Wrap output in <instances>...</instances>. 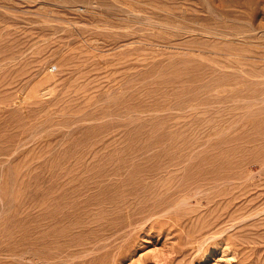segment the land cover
<instances>
[{
    "label": "rangeland",
    "instance_id": "1",
    "mask_svg": "<svg viewBox=\"0 0 264 264\" xmlns=\"http://www.w3.org/2000/svg\"><path fill=\"white\" fill-rule=\"evenodd\" d=\"M0 248L264 264V0H0Z\"/></svg>",
    "mask_w": 264,
    "mask_h": 264
},
{
    "label": "bare ground",
    "instance_id": "2",
    "mask_svg": "<svg viewBox=\"0 0 264 264\" xmlns=\"http://www.w3.org/2000/svg\"><path fill=\"white\" fill-rule=\"evenodd\" d=\"M173 166H174V165H173ZM175 166H176V165H175ZM158 171H159V170H158ZM163 171H164V170H163ZM172 171H176V169H175V170H172ZM177 171H178V169H177ZM177 171H176V172H177ZM160 172H161V171H160ZM165 172H169V171L166 170ZM195 172H196V171H195ZM157 173H158V172H157ZM173 173H174V172H173ZM173 173H172V174H173ZM209 173H210V172H209ZM152 174H153V173H152ZM166 174H167V173H166ZM178 174H180V172L177 173V174L174 173V175H178ZM174 175H171V178H172ZM192 175H195V174H192ZM159 177H160V180H161V178H163L162 182L164 181V179H166V178L161 177V176H159ZM176 177H177V176H176ZM176 177H174V178H176ZM196 178H197V177H196ZM214 178H215V177H214ZM229 178H231V177H229ZM187 179H188V178H187ZM231 179H232V178H231ZM160 180L158 181L159 183H160ZM166 180H167V179H166ZM189 180H190V179H189ZM154 182L158 183L157 180L154 181ZM168 182L170 183L169 180H168ZM195 182H196V181H195ZM212 182H214V181H212ZM152 183H153V182H152ZM164 183H165V182H164ZM164 183H163V187H164V185H165ZM173 183H174V182H173ZM185 183H186V182H185ZM183 184H184V183H183ZM209 184H210V182H209ZM154 185H156V184L154 183ZM157 185H158V184H157ZM157 185H156V186H157ZM213 186H214V185H213ZM215 186H216V185H215ZM167 187H168V186H167ZM172 187H173V185H172ZM182 188H183V187H182ZM146 189H147V193H148V192H149L148 190H150L151 188L148 189V188L146 187ZM146 189H145V191H146ZM136 190H137V189H136ZM136 190H134V191L136 192V194H137V191H139V190H141V192L144 191V190H142V189H139V190H137V191H136ZM151 190H152V189H151ZM151 190H150V191H151ZM169 190H172V191H171L172 193L175 192V190L173 191V188L170 189V187H169ZM176 190H177V189H176ZM134 191H133V192H134ZM153 191H154V190L151 191V194L155 192V191H154V192H153ZM228 191H229V190H228ZM228 191H227V192H228ZM164 192H165V191H164ZM208 192H209V191H208ZM208 192H207V194H208ZM210 192H211V191H210ZM223 192L225 193V191H223ZM139 193H140V191H139ZM143 193H144V192H143ZM160 193H161V192H160ZM166 193H167V192H166ZM177 193H178V191H177ZM215 193H216V192H215ZM163 194H164V193H163ZM168 194H170V192H169ZM173 194H175V193H173ZM173 194H172V195H173ZM204 194H205V193H204ZM212 194H213V193H212ZM226 194H227V193H226ZM128 195H131V193H130V194H127L126 197H127ZM138 195H142V193H140V194H138ZM144 195H145V194H144ZM155 195H156V193H155ZM166 195H167V194H166ZM178 195H179V194H178ZM181 195H183V194H181ZM131 196H132V195H131ZM146 196H149V197H150V193H148ZM151 196H153V199H156V198H154V194L151 195ZM128 197H129V196H128ZM128 197H127V198H128ZM135 197H136V195H135ZM135 197H134V199H135ZM140 197H141V196H140ZM142 197H143V195H142ZM149 197H148V198H149ZM167 197H168V196H167ZM173 197H174V196L169 197V199L171 200ZM175 197H176V196H175ZM175 197H174V198H175ZM181 197H182V196H181ZM205 197H206V196H205ZM209 197H210V196H209ZM228 197H229V196H228ZM131 198L133 199V197H131ZM138 198H139V197H137L136 200H138ZM143 198H144V197H143ZM145 198H146V197H145ZM150 198H151V197H150ZM157 198H158V197H157ZM164 198H165V197H164ZM174 198H173L172 200L175 202ZM178 198H179V197H178ZM183 198H184V196H183ZM230 198H231V197H230ZM134 199L132 200V203H133ZM139 199H140V198H139ZM162 199H163V197H162ZM167 199H168V198H167ZM208 199H209V198H208ZM224 199H225V198H224ZM224 199H223V200H224ZM126 200H127V202H130V201H128V199H126ZM129 200H130V199H129ZM145 200H146V199H144V203H145ZM149 200H150V199H149ZM151 200H152V199H151ZM170 200H169V201H170ZM183 200H184V199H183ZM221 200H222V199H221ZM221 200H220V201H221ZM223 200H222V201H223ZM229 200H231V199H229ZM141 201H142V200H141ZM147 201H148V200H147ZM159 201H162V202H163V200H160V199H159ZM213 201H214V200H213ZM123 202H125V201H123ZM134 202H135V201H134ZM136 202H137V201H136ZM152 202H153V201H152ZM155 202H156V201H155ZM171 202H172V201H170V203H169V202H166V203H163V204L159 205V206L157 207V209H156V210H157L156 212L164 211V210H168V211H169V209H170L169 207H170V205H172ZM201 202H202V201H201ZM229 202H230V201H229ZM153 203H154V202H153ZM175 203H176V202H175ZM216 203H217V202H216ZM225 203H226V202H225ZM231 203H232V201H231ZM139 204H140V202H139ZM139 204H137V203L132 204V207H133V205H134V206H135V205L138 206ZM149 204H150V202H149L147 205H149ZM155 204H157V203H155ZM176 204H177V203H176ZM218 204H219V203H217V205H218ZM141 205H142V202H141L140 206H141ZM217 205H216V206H217ZM227 205H228V204H227ZM227 205L225 204L224 206H227ZM232 205H233V204H232ZM142 206H146V204H145V205H142ZM173 206H174V205H173ZM221 206H223V205H221ZM119 207H120V206H119ZM119 207H118V208H119ZM217 207H218V206H217ZM217 207H216V209H217ZM150 208H151V207H150ZM214 208H215V207H214ZM222 208H225V207L218 208V211H222V213H223V210H225L227 207H226L225 209L221 210ZM228 208H229V206H228ZM230 208H231V207H230ZM122 209H123V208H119L118 211H122ZM154 209H155V208H154ZM172 209H173V207H172ZM216 209H215L216 212H214V210L212 209V210H213L212 213H214V214H215V213H216V214L219 213V212H217ZM219 209H220V210H219ZM233 209H234V208H233ZM135 210H136V208H135ZM123 211H124V210H123ZM142 211H143V210H142ZM151 211H152V209H150V212H151ZM126 212H127V211H126ZM126 212H125V213H126ZM150 212H149V213H150ZM169 212H171V210H170ZM142 213H143V212H142ZM149 213H148V214H149ZM151 213H153V212H151ZM154 213H155V212H154ZM154 213H153V214H154ZM160 213H161V212H160ZM220 213H221V212H220ZM225 213H227V214L229 215L230 212L228 213L227 210H226V212L223 213L224 216L226 215ZM126 214H127V213H126ZM126 214H125V215H126ZM153 214H152L151 216H153ZM155 214H157V213H155ZM179 214H180V213H179ZM230 214H231V213H230ZM144 215H145V213H144ZM159 215H160V214H159ZM159 215H158V216H159ZM162 215H163V214H162ZM147 216H149V215H147ZM163 216H165V215H163ZM177 216H178V214H177ZM219 216H220V215H219ZM221 216H222V215H221ZM229 216L232 217V214L229 215ZM229 216H228V217H229ZM129 217H130V216H129ZM161 217H162V216H161ZM233 217H234V216H233ZM130 218H131V217H130ZM132 218H133V217H132ZM142 218H143V217H142ZM151 218H152V217H151ZM234 218H235V217H234ZM126 219H127V218H126ZM181 219H182V218H181ZM130 220H131V219H130ZM134 220H135V218H134ZM175 220H176V218H175ZM121 221H122V220H121ZM125 221H126V220H125ZM125 221H123V222H124L125 225H126V222H125ZM128 221H129V220H128ZM141 221H143V220H141ZM129 222H131V221H129ZM129 222H128V223H129ZM133 222H134V221H133ZM133 222H131V223H133ZM137 222H139V221H137ZM137 222H136V223H137ZM145 222H146V221H145ZM175 222H176V221H175ZM128 223H127V224H128ZM219 223H220V222H219ZM122 224H123V223H121L120 225H122ZM177 224H178V223H177ZM120 225L118 224L117 226H120ZM128 225H129V224H128ZM130 225H131V224H130ZM132 225H133V224H132ZM180 225H181V224H180ZM115 226H116V224H115ZM115 226H114V228H115ZM123 226H124V225H123ZM121 227H122V226H121ZM121 227H119V228H120V229H123V227H122V228H121ZM112 228H113V227H111V229H112ZM126 229H127V228H126ZM112 230H113V229H112ZM114 230H115V229H114ZM115 231H116V230H115ZM115 231H114V233H116ZM120 231H123V230H120ZM124 231H125V230H124ZM124 231L122 232V234L124 233ZM107 232H108V231H107ZM105 234H106V233H105ZM107 234H109V232H108ZM111 234H113V232H111ZM118 234H119V235H118V236H119L118 238H120V237H121L120 235H122L121 232L118 233ZM116 235H117V234H116ZM114 236H115V235H114ZM114 236H113V237H114ZM115 238H116V240H117V236H115ZM121 238H122V237H121ZM9 239H10V238H9ZM105 239H106V238H105ZM102 240H104V238H103ZM7 245H9V243H8ZM10 245H11V244H10ZM1 248H5V247H1ZM1 248H0V249H1ZM7 249H8V248H7ZM9 249H10V247H9ZM3 250H4V249H3ZM8 251H9V250H8ZM0 253H1V251H0ZM3 253H4V252H3ZM17 257H18V256H17ZM20 258H21V257H20ZM24 259H25V258H24ZM48 259H49V258H48Z\"/></svg>",
    "mask_w": 264,
    "mask_h": 264
}]
</instances>
